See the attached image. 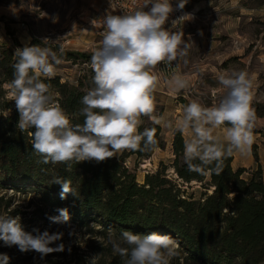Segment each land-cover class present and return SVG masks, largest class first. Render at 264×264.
I'll list each match as a JSON object with an SVG mask.
<instances>
[{
	"label": "clouds",
	"instance_id": "obj_1",
	"mask_svg": "<svg viewBox=\"0 0 264 264\" xmlns=\"http://www.w3.org/2000/svg\"><path fill=\"white\" fill-rule=\"evenodd\" d=\"M187 3L188 0H178L174 8L171 0H143L142 6L130 12L122 15L109 12L99 20L103 39L91 54L93 86L80 99L82 123L70 122L64 109L55 102L50 85L41 79L56 76V66L62 63L56 52L50 47L28 43L15 49L16 61L8 87L19 114L16 127L20 132L32 130L31 146L42 158L40 162L62 163L71 169L73 163H100L126 150H152L157 144L156 129L145 128L140 132L141 117L187 136L183 156L190 171L203 172L214 164L210 171L219 175L224 159L234 152L241 156L251 154L256 114L251 107L252 82L243 70L217 75L220 94L211 106L191 100L182 107L175 123L155 115L154 91L159 76L154 69L173 62L178 67L193 44L190 36L184 39L182 31L164 27L170 14L183 10ZM191 19L193 14L185 13L173 20L172 25ZM165 83L173 94H178L190 82L177 71ZM216 129H222V136L214 134ZM197 160L199 164L194 163ZM51 183L61 185L62 200L68 194L78 197L71 181L55 176ZM57 212L58 215L48 217L51 223L69 221L67 208ZM108 231L107 242L123 264H170L179 255V244L169 235L121 230L117 236L115 229ZM33 232L36 234L24 230L19 216L0 215L3 246H16L22 253L35 251L41 260L48 254L65 251V245L57 243L62 240L63 232L39 229ZM68 235L80 239L74 230ZM53 244L56 246H50ZM67 251L71 253V247ZM87 259L90 264H97V254ZM9 260L6 253H0V264H9Z\"/></svg>",
	"mask_w": 264,
	"mask_h": 264
},
{
	"label": "rangeland",
	"instance_id": "obj_2",
	"mask_svg": "<svg viewBox=\"0 0 264 264\" xmlns=\"http://www.w3.org/2000/svg\"><path fill=\"white\" fill-rule=\"evenodd\" d=\"M181 11L182 15L193 14V19L183 20L178 30L184 33L185 40L190 36L193 44L174 72L161 69L160 65L154 69L159 76L154 91L155 115L175 123L182 107L191 100L211 106L220 94L217 75L224 71H245L252 82L251 107L256 114L252 150L256 149L258 161L254 159L252 150L247 156L234 152L231 165L234 169L237 165L244 166L245 178L259 167L264 181V0H188ZM109 12L122 15L109 0H0V46L16 49L28 43L50 47L62 60L56 66V75L61 82L77 85L82 80L83 89L88 91L90 85L86 87L83 77H90L92 51L103 39L99 20ZM66 52L84 53V56L69 57ZM177 71L190 83L187 89L173 94L165 80ZM8 86V83L3 85L4 99L10 100L17 112ZM50 92L57 102L55 98L59 95L53 90ZM13 109L2 110L0 114H11ZM141 120V125L152 123L148 117H141ZM160 127L163 146L154 148L149 157L138 159L135 155H128L130 150L114 156L120 159L128 155L122 157V164L135 175L139 184L143 183L147 173L161 169L162 164L167 166L165 176L178 182L170 167L174 158L172 144L169 145L173 131ZM214 134L222 136V129H216ZM180 186L185 196L190 195L194 199H201L205 190L195 182L191 187L186 184ZM69 201L66 198L59 206H52L43 194L32 187L16 188L0 182V215L19 216L24 230L33 235L36 234L33 229L64 233L57 243L62 242L65 251L48 254L44 260L35 251L22 253L16 246L6 247L0 241V253L10 257L9 264H90L87 258L94 254H97V264H123L122 258L108 244L109 231L101 223L88 221L83 224L70 215L69 221L64 224L49 221L48 217L58 215L57 209L66 208ZM70 230L79 234L78 241L76 236L69 237ZM68 247H71V253L67 251ZM178 251L179 255L170 264H197L185 259L180 248Z\"/></svg>",
	"mask_w": 264,
	"mask_h": 264
},
{
	"label": "trees",
	"instance_id": "obj_3",
	"mask_svg": "<svg viewBox=\"0 0 264 264\" xmlns=\"http://www.w3.org/2000/svg\"><path fill=\"white\" fill-rule=\"evenodd\" d=\"M69 57L84 53L66 52ZM16 61L13 46H0V111L13 109L4 99L3 85L12 79V65ZM93 72L86 80L92 87ZM41 79L50 85V91L59 96L61 105L72 124L82 123L79 115L80 99L87 92L84 83L77 85L61 82L59 76ZM2 99V100H1ZM19 116L13 109L8 115L0 114V182L13 187H32L43 194L52 206H59L61 185L51 183L59 176L71 181L77 196L70 199L69 215L86 224L99 222L104 228L133 233L169 235L179 244L185 259L197 264H264V181L259 167L243 177L244 167L233 168V155L224 159L223 171L217 175L210 165L203 172L190 171L184 162V137L173 133L170 167L178 182L165 176V164L154 173H147L142 184L122 164V157L135 155L146 158L156 147H162L161 127L149 123L139 131L155 128L156 146L152 150H130L120 159L108 158L103 162L73 163L71 169L62 163L44 164L31 146V129L20 132L16 127ZM143 146V142H141ZM256 161V149L252 150ZM199 164L200 161H194ZM200 183L205 189L201 199L185 196L180 184L191 187ZM234 194V195H233Z\"/></svg>",
	"mask_w": 264,
	"mask_h": 264
},
{
	"label": "built area",
	"instance_id": "obj_4",
	"mask_svg": "<svg viewBox=\"0 0 264 264\" xmlns=\"http://www.w3.org/2000/svg\"><path fill=\"white\" fill-rule=\"evenodd\" d=\"M109 1L111 4H113L114 8L122 14L130 12L134 10L135 8L142 6L143 4V0H109ZM171 3L173 4V7L175 8L177 1L171 0ZM181 15H182L181 10H174L170 14L169 20L164 25V27L166 29H171L172 31H178L183 20L179 21L174 26L172 25V21L177 19ZM176 66H177V62H173L172 65L160 64L161 69H164L169 72H174L176 70Z\"/></svg>",
	"mask_w": 264,
	"mask_h": 264
},
{
	"label": "crops",
	"instance_id": "obj_5",
	"mask_svg": "<svg viewBox=\"0 0 264 264\" xmlns=\"http://www.w3.org/2000/svg\"><path fill=\"white\" fill-rule=\"evenodd\" d=\"M185 139H186V138H184V140H185ZM170 144H171V143L169 142V145H170ZM237 167H244V166H242V165H237L236 168H237Z\"/></svg>",
	"mask_w": 264,
	"mask_h": 264
},
{
	"label": "bare ground",
	"instance_id": "obj_6",
	"mask_svg": "<svg viewBox=\"0 0 264 264\" xmlns=\"http://www.w3.org/2000/svg\"><path fill=\"white\" fill-rule=\"evenodd\" d=\"M145 166V165H144Z\"/></svg>",
	"mask_w": 264,
	"mask_h": 264
}]
</instances>
